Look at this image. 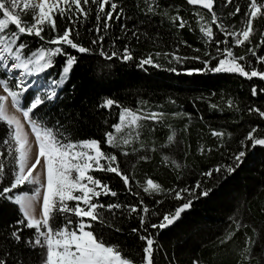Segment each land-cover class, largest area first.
Masks as SVG:
<instances>
[{"label":"snow or ice","instance_id":"snow-or-ice-1","mask_svg":"<svg viewBox=\"0 0 264 264\" xmlns=\"http://www.w3.org/2000/svg\"><path fill=\"white\" fill-rule=\"evenodd\" d=\"M186 4L194 8L192 16L202 35L203 50L192 48L197 54L191 56L179 55V47L171 52L158 51L140 59L141 68L146 65L161 68L162 65L157 62L160 58L168 60L169 64L174 61L177 65L191 60L200 63L201 67L185 69L183 74L188 76L237 74L248 81L253 78L264 81V70L259 67L264 65V55H259V50L264 47V31L254 26V22L264 20V0H244L243 5L240 0H186ZM143 5L141 7L136 3L135 7L146 16L167 18L178 31L186 27L189 31L195 30L190 21L179 14L178 8L176 15H172L160 0H143ZM224 9L229 10L224 12ZM93 14L95 24L88 29L93 38L86 46L80 41L79 28ZM29 15L31 18L26 19ZM57 16L68 21L62 32L57 27ZM235 17H240L239 27L236 23H229ZM132 19L134 17L126 13L120 0H0V89L4 93L0 94V124L6 127V135L0 137V199L17 205L21 214L15 225L10 226L12 230L0 237V264H32L31 257L25 256L21 245L32 251L37 248L42 250L38 253V264H156L155 257L162 250L157 239L160 232L181 219L196 200L209 196L213 189L206 187V182L214 178L226 179L244 163L250 150L264 148V129L259 125L251 126L240 141V150L230 155L231 163L217 164L204 171L201 174L204 179H198L194 184L166 189L151 178L144 183L136 180V164L132 165V172H124L117 153L103 150L101 140L91 137L78 139L59 120L49 126L39 118L37 113L41 106L59 98V90L68 82L74 66L79 62V56L67 49L80 55H91L95 47L98 55L105 60L119 59L126 63L135 59L127 43L122 48L116 47L121 36L111 38V51L104 47L114 25L119 26L123 38L131 33L139 40L137 30L125 23ZM10 26H14V30ZM46 31L48 35H44ZM257 32L258 40L254 42ZM218 33L222 38H218ZM22 36L38 38L42 43L32 49L27 40H21ZM179 44L192 47L184 40ZM213 48L215 51L210 50ZM235 48H243L244 51L237 55ZM61 56L64 63L59 79L49 81L46 87L37 88L30 96L26 95L39 83L30 81L29 77L54 68L56 58ZM250 57L254 58L255 64ZM166 70L181 74L176 67ZM262 94L264 87L251 86L253 98ZM171 102L176 103L174 100ZM139 104L147 105V101L142 100ZM233 104L232 99L227 101L229 109H233ZM9 105L14 111L9 110ZM98 107L109 112L113 107L119 109L118 121L104 133L103 143L110 149H117L125 157L144 148L142 136L148 128L144 122L150 120L160 124L168 117L164 112L124 106L111 97L104 98ZM211 107L217 109L219 106L213 103ZM247 112L264 120V108L249 105ZM185 115L189 114H172L176 118ZM148 130L154 132L155 127ZM29 133L34 137V144L29 139ZM210 135L223 141L226 135L231 139L232 134L213 129ZM175 138L176 132L170 131L167 143L162 147L173 144ZM136 143L140 144V149L133 147ZM156 150L155 147L151 149L153 152ZM199 151L205 154L212 149L201 145ZM150 159V156L142 155L136 163ZM162 162L165 166L170 163L175 169L183 167L168 155L162 156ZM96 172L115 174L138 203H121L118 200L103 203L101 197L118 198V192L110 187L109 182L93 174ZM132 181H136V187L142 188L143 193L149 196L163 195L182 203L161 214L145 203L139 191L133 190ZM26 185L31 191H18ZM41 198L40 215L37 216L36 205ZM69 202L75 203L70 206ZM155 203L160 205L164 200L156 199ZM117 212L126 214L128 219L135 215L139 221V227L130 230L144 245L142 256L136 253L138 259L130 254V249L106 241L104 235L96 230V225H99L122 232L113 219L117 217ZM57 217L60 218L59 223ZM152 217H160L159 222H151ZM230 220L234 227L226 229L219 238L221 245L229 243L238 232L249 227L235 216ZM33 229L31 235H23L25 230ZM3 232L0 229V233ZM253 232L256 230L253 229ZM9 243L14 251L4 250L3 246ZM261 244H264V239H254L245 233L244 246L234 250L237 264H264ZM169 264H174V261H169ZM192 264H201V260L195 258Z\"/></svg>","mask_w":264,"mask_h":264},{"label":"trees","instance_id":"trees-1","mask_svg":"<svg viewBox=\"0 0 264 264\" xmlns=\"http://www.w3.org/2000/svg\"><path fill=\"white\" fill-rule=\"evenodd\" d=\"M120 2L125 5L126 13L134 17L125 23L137 30L139 40L131 33L127 38H123L124 34L120 32L119 26L114 25L104 47L105 50L111 51V38L121 36L122 39L116 42V47L122 48L127 43L135 59L126 63L119 59L105 60L98 55L94 46V54L91 55H80L70 48L67 49L79 56V62L74 66L68 82L59 90V98L53 103L41 106L37 115L49 126L59 120L78 139L91 137L101 140L103 150L117 153L124 172H132V165L136 164L134 174L136 180L141 183L151 178L166 189L194 184L196 180L204 179L201 176L204 171L217 164L231 163L230 155L240 150V141L250 131L251 126L259 125L264 129V120L256 114L250 115L247 112L249 105L264 108V94L257 98L251 96V86L256 84L264 87V81L258 78L248 81L237 74L188 76L183 74L185 69L201 67L200 63L191 60L177 65L174 61L169 64L168 60L160 58L157 62L162 65L161 68L148 65L141 68L139 60L158 51L171 52L179 47V55L191 56L197 54L192 48L203 50L202 35L192 16L194 8L187 5L186 0H160L172 15H176L178 8L179 14L188 19L195 29L189 31L186 27L178 31L167 18L160 15L146 16L135 7L136 3L144 7L143 0H120ZM240 3L243 5L244 0H240ZM25 18L31 17L29 15ZM239 19L240 17H235L229 23H236L239 27ZM56 21L58 30L62 32L68 23L67 18L61 20L57 16ZM94 24L93 14L92 18L79 28L80 41L86 46L90 45V40L93 38V33L88 29ZM254 26L264 31V20L254 22ZM10 28L14 30V26ZM48 34L47 31L44 33V35ZM258 35L259 32L253 37L254 42L258 40ZM218 38H222L219 33ZM21 40H27L32 49L42 43L35 37L22 36ZM181 40L187 41L192 47L180 45ZM210 50L215 51L214 48ZM234 51L239 55L244 49L235 48ZM259 55H264V47L259 50ZM250 59H253L255 64L254 58L250 57ZM63 63L64 57H57L55 67L39 75L44 87L49 81L59 79ZM170 67H176L181 74L167 71L166 69ZM259 67L264 70V65ZM33 92L35 91L30 90L26 95L30 96ZM108 97L114 98L124 106L131 108L140 106L142 110L147 108L167 113L168 117L160 124H154L150 120L144 122L148 126L142 136L144 148L125 157L117 149H110L103 143L104 133L111 130V124L118 121L119 113V109L115 107L111 112L98 107L102 100ZM229 99L234 102L233 109L228 108ZM142 100L147 101V105L141 106L139 102ZM173 100L175 104L171 102ZM213 103L219 107L213 109L211 107ZM177 112L189 115L183 118L173 117L172 114ZM153 126L155 131H149L148 129ZM213 129L222 130L226 134L231 133V139L227 135L223 141L212 137L210 131ZM170 131L176 132L175 142L168 147H162L167 143ZM4 135H6V127L0 124V137ZM201 145L205 149L211 148L212 151L201 154L199 151ZM133 147L140 149V144L136 143ZM153 147L157 149L155 152L151 151ZM125 150L131 151V149ZM142 155H148L151 159L136 163ZM163 155L170 156L183 167L175 169L170 163L165 166L162 162ZM93 174L109 182L110 187L118 192V198L101 197L103 203L117 202V200L121 203H138L137 198L127 192L123 182L115 174L103 172ZM132 185L134 191L140 192L145 203L161 214L182 203L163 195L149 196L143 193L142 188L136 187V181H132ZM205 186L213 189L209 196L196 200L193 207L182 214L181 219L160 232L157 239L162 250L155 257L156 264H169V261H174V264H192L195 258H199L201 264H237L238 257L234 250L244 246L245 233L254 239H264V148L257 147L250 150L244 163L235 173L227 176L226 179L208 180ZM156 199H163L164 203L157 205ZM74 203L69 202L70 206ZM233 216L247 223L249 227L238 232L229 243L221 245L219 238L226 229L234 227L230 220ZM20 217L17 205L0 199V229L4 230L0 233V237L10 232L12 230L10 226H14ZM113 219L122 232L101 228L99 225H96V230L104 235L106 241L119 243L130 249V254L138 259L136 253L142 256L144 245L136 235L131 234L130 230L138 228L139 221L135 215L128 219L126 214L120 212H117V217ZM159 219L160 217H152L151 222L158 223ZM59 222L60 218L57 217V223ZM253 229L256 230L255 233ZM33 231L34 229L25 230L23 235L27 237ZM3 247L6 251H14L10 243ZM20 247L26 257H31L32 264H38L40 260L38 253L42 251L41 249L32 251L23 248L22 245ZM261 247L264 248V244H261Z\"/></svg>","mask_w":264,"mask_h":264},{"label":"rangeland","instance_id":"rangeland-1","mask_svg":"<svg viewBox=\"0 0 264 264\" xmlns=\"http://www.w3.org/2000/svg\"><path fill=\"white\" fill-rule=\"evenodd\" d=\"M29 80H30V81H39V83L36 84V85H37V88H40V87H41L39 76L29 77ZM45 85H46V84H45ZM46 86H47V85H46ZM37 88H33L32 90H36ZM0 94H4L3 91H2V89H0ZM9 110H10V111H14L13 109H11L10 105H9ZM16 114H17L18 116L20 115L19 113H16ZM21 119H22V117H21ZM29 139H30V141L33 142V144H34V137H33L30 133H29ZM34 149H35V145H34ZM20 190H21V192H22V191H31V189H30L27 185H26L24 188H21ZM41 204H42V198H41V201H39V202L37 203V205H36V215H37V216L40 215V206H41Z\"/></svg>","mask_w":264,"mask_h":264},{"label":"bare ground","instance_id":"bare-ground-1","mask_svg":"<svg viewBox=\"0 0 264 264\" xmlns=\"http://www.w3.org/2000/svg\"><path fill=\"white\" fill-rule=\"evenodd\" d=\"M34 88H37V85H35Z\"/></svg>","mask_w":264,"mask_h":264}]
</instances>
